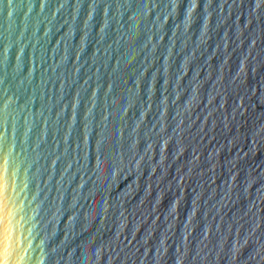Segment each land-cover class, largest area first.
Instances as JSON below:
<instances>
[{
	"label": "water",
	"instance_id": "obj_1",
	"mask_svg": "<svg viewBox=\"0 0 264 264\" xmlns=\"http://www.w3.org/2000/svg\"><path fill=\"white\" fill-rule=\"evenodd\" d=\"M0 264H264V0H0Z\"/></svg>",
	"mask_w": 264,
	"mask_h": 264
}]
</instances>
